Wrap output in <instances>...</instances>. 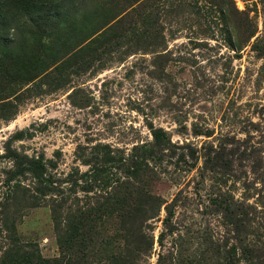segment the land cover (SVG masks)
I'll use <instances>...</instances> for the list:
<instances>
[{
	"label": "rangeland",
	"instance_id": "374dc122",
	"mask_svg": "<svg viewBox=\"0 0 264 264\" xmlns=\"http://www.w3.org/2000/svg\"><path fill=\"white\" fill-rule=\"evenodd\" d=\"M8 48L0 264H264V0H0Z\"/></svg>",
	"mask_w": 264,
	"mask_h": 264
},
{
	"label": "trees",
	"instance_id": "16d2710c",
	"mask_svg": "<svg viewBox=\"0 0 264 264\" xmlns=\"http://www.w3.org/2000/svg\"><path fill=\"white\" fill-rule=\"evenodd\" d=\"M68 0H64V4L67 3ZM81 4V3H80ZM8 48L4 53L0 52V106L5 105L6 102L4 99L8 97L9 92L12 90L11 86L15 82H23L27 78H23L20 76H12L11 81L9 80V76L7 75V69L9 67V60H11V49ZM46 59V58H45ZM8 92V93H7ZM7 105V104H6ZM107 186H111L109 184H105V186H102V194L101 197L103 198V202L100 204H97L96 208L93 209L90 206L86 204V206H83V208H80L77 206V212L78 217L76 219V226L75 228L72 226H68L64 231H62V234H57V240H58V246L60 249V255L62 258L65 259L66 262L71 261L75 259V254L71 251V247L75 245L76 241L80 243L83 239L87 238L89 233L92 232V230L95 228V223L97 217L94 216V212H109V213H116V214H122L127 212L130 208V205L126 202V196L127 191L122 193L123 191H120L119 189L115 187H110V189H107ZM86 191V190H84ZM129 194V192H128ZM67 198V197H66ZM65 198V199H66ZM8 256H14V260H18L16 264H22L23 262L25 264H37L36 260L32 258V255L30 256H24V257H18L15 253L9 255H4L2 260L5 257ZM59 261L57 258H53L52 260H43V264H51L52 262ZM4 263H6L3 260ZM2 263V264H4ZM8 264V263H6Z\"/></svg>",
	"mask_w": 264,
	"mask_h": 264
}]
</instances>
